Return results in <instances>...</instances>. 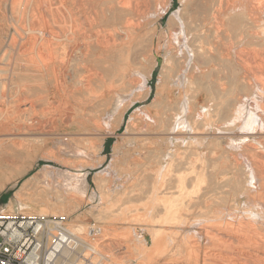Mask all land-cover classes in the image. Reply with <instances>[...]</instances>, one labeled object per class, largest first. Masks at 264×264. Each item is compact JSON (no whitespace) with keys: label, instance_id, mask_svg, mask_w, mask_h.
Listing matches in <instances>:
<instances>
[{"label":"bare ground","instance_id":"1","mask_svg":"<svg viewBox=\"0 0 264 264\" xmlns=\"http://www.w3.org/2000/svg\"><path fill=\"white\" fill-rule=\"evenodd\" d=\"M62 1L68 18L63 87L49 80L47 87L65 92L72 80L71 90L86 96L95 111L78 116L60 103L62 111L48 117L37 106L35 73L28 118L25 124L17 120L15 130H23L28 149L40 154L30 157L27 167L19 164L8 172L22 177L38 160L60 169L45 164L26 176L7 211L13 205L30 209L39 200L44 215L98 208V217H92L103 227L68 225L73 234L87 237L62 253L61 264L64 257L69 264H114L100 246L116 237L117 224L125 228L121 234L136 241L130 246L143 264H264V0H177L174 10L172 0ZM159 56L153 96L136 107L152 92L148 82ZM49 58L47 63L38 56L41 65L32 58L31 65L46 73ZM50 67L54 80L58 74ZM116 83L119 89H112ZM4 87L0 82V94ZM109 110L113 116L102 133L100 121ZM87 130L92 137L83 134ZM107 137L115 138L109 159L103 155ZM20 143L0 144V157H20ZM206 146L220 148L221 161L206 160ZM231 151L245 153L248 160L237 161ZM172 187L177 197L163 193ZM51 193L58 201L48 204ZM191 204L199 211L187 218L181 210ZM131 223L151 228L138 235Z\"/></svg>","mask_w":264,"mask_h":264},{"label":"rangeland","instance_id":"2","mask_svg":"<svg viewBox=\"0 0 264 264\" xmlns=\"http://www.w3.org/2000/svg\"><path fill=\"white\" fill-rule=\"evenodd\" d=\"M60 1L59 0H0V82L5 85L2 93L0 94V114H2V117L0 119V144L2 145V147H6V146L12 147L16 144L19 145L20 142H21L20 144H23L22 147L20 148L21 150H23L22 153L19 155L20 157L18 156L13 157L10 155L5 156L7 158L0 157V167H1L0 169V211H3V212L9 211L7 208V205L9 204L10 201L13 200V195L15 191H17L20 188L22 181L26 176L33 174L45 164H50L51 166L60 169V167L53 162L38 160L33 165L32 169L26 175L22 177L14 178L13 177L14 175L9 174L8 172L9 170H11V168H13V166H16V165L18 166L19 164L20 166H22L23 164L24 165L26 164L25 167H27L31 160L30 157H33L35 154L37 155L40 154V151H38L37 148L35 150L28 149L29 146L26 144V141H25V139L27 138L26 133L23 130H15V128H17V123L19 120H22L21 123L25 124V120L28 118L26 117L27 114H29L28 111L30 108V98H29L30 89L28 88L32 86V83H30V81H32V77L35 75V73L37 76L35 80L36 84L35 85L33 84V85L35 89L37 90V94H38L37 106L40 110L42 109L43 112H46L48 117L52 115L54 116L57 113H60L62 111V107L64 104H68L71 107V109L73 108L72 111L76 112V115L78 116L79 115L86 116L87 114L92 116L95 111L94 109L95 105L92 104L93 105L92 106L91 103L88 100H86L87 99L86 96L80 95L79 92L74 91L75 87H74V83L72 82V80H69L70 83L67 80L65 86L68 88L65 92H63L61 89L56 92L52 89V91L50 92V90L47 87L49 83L47 82L48 80L50 82L54 81V83L58 85L60 88L63 87L62 79H60L61 78L60 71L62 69L61 61L63 60L62 55H61V52H62L61 50L64 44L63 36L65 35L67 28H68V18L63 9V6L61 5L63 4V1L62 0ZM177 6H178L177 0H172L171 10H174ZM165 20H166L165 16L162 19H160L159 25H158L159 29L162 28V26L165 23ZM16 50H19V52ZM17 52L20 55H18ZM38 56L43 62L47 61V63L49 62V59H50L49 57H52L51 58L52 61L50 64H48L49 67L47 68L46 73H45V70H43V67L40 69L41 70L40 72H36L35 69L38 66L36 67V65H31V62L33 59L37 62L38 65H41V63L38 62L39 61ZM5 58L7 59L5 60ZM161 62H162V56H159L158 58H156V61H155L156 66L152 73L151 79L148 82L149 86L152 88V92L149 98L143 101L142 103L141 102L136 103L134 106L137 107V106L147 104L151 100L153 96V92H154L156 76H157L159 65L161 64ZM51 64L55 66V69H56L55 71H56V74H58L57 76L58 79L55 78L54 80H52V78L48 74L51 68L50 67ZM247 64L250 67L254 66L253 62H248ZM50 86L52 85L50 84ZM111 87L112 89L117 90L119 89V84L117 83L112 84ZM71 89H74V90H71ZM68 94H71V96ZM69 97L72 99H70ZM74 100H78V101H74ZM81 101H84L82 102V108L78 109V104ZM46 102L50 103V105L45 104ZM60 103L62 107L60 106ZM73 105L75 107H73ZM51 107L53 110L51 109ZM79 110H81L82 112ZM129 111L126 113L125 118H127ZM108 115H110V116H107L108 118L105 117L104 120H101L102 122L100 121V128L102 129V133L104 132V129H105L104 123L108 122L107 120L111 119L110 117L113 116L110 110L108 111ZM88 128L91 129L90 126H88ZM59 129L64 132H71V133L76 132V130L74 129H70V128L64 129V128H61V126ZM122 130H123V126L117 131V133H120ZM92 133H93L92 130H89V131L87 130V131H84L83 134H85L86 136L92 137L91 135ZM114 141H115L114 137H107L105 139L103 155L106 156L108 159L111 156L110 150H111V146L113 145ZM237 142H240V141H237ZM55 143L56 141L50 143L49 146L51 147ZM215 148L216 147H213V146L205 147L204 155H205L206 160L208 159L209 161L213 160L217 162L221 161L220 160L221 150L220 148H216V149ZM25 150L26 151L28 150V154L26 153ZM231 153H233L234 155L238 154V156L235 157L233 156V154L229 153V156L232 155L233 157L232 156L230 157L235 158L237 161L240 160L242 161V163H244L247 159L245 157L246 156L245 153H242L243 156L241 155V151L240 152L231 151ZM25 156H27L28 158ZM93 174H94V171H90L88 175L89 189L90 188L92 189L93 187V184H92ZM39 185L41 186L42 183H40ZM201 192L202 191H199L198 196L200 195ZM163 193H169V194H172V196L175 195V197L178 196V190L175 187L163 190ZM51 194L47 197L49 198L48 204L49 202L51 204L52 201L55 203L58 201L57 199H55L56 197L54 196V194H52L53 198H51ZM40 201L41 200H39L38 202ZM38 202H34L30 209H23V208L18 207L17 205H13L12 210L9 213L22 214V215H35V216L41 215V216H49L51 218H57V219L63 218L65 223L68 225L83 223L82 225H86V226H91L93 224L94 225L100 224L99 226H102V227L104 226L102 223L94 221L95 218L93 217H96V216L98 217L99 215L98 210H97L98 208H96V210L95 209L92 210V212L89 211L90 215L93 213L91 216L89 215L87 211L90 208V206H84L82 209L78 210L76 213H73L68 216H65V215L55 216L52 214L44 215L41 213V210L43 209L45 204L41 202H40L41 204L40 203L38 204ZM97 203L98 202L95 201L93 205L95 206L97 205ZM197 206H198L197 204L189 205V208L187 207V209L181 210L182 215L187 218H191L192 216L198 213L199 208H197ZM140 213H142V211H140ZM131 226H135L136 228H138L136 229L138 235H142L141 232L142 230L144 231L145 228L146 229L151 228V226H147L145 224L140 225L138 223H131ZM158 226L159 225H154V228H159ZM168 227L169 226H164L162 228L166 230H170V231L173 229V228H170V227L168 228ZM112 228H113L112 229L113 232L116 230L114 233L115 235L117 234L116 237L118 236L117 237L118 239L115 237L114 239L110 241L111 243L109 244L102 243L100 248L102 247L101 250L103 254H105V256L109 259H111L112 257L111 260L114 261V264L116 263L143 264L142 260H140L139 258L136 259L134 257V255L136 256L138 255V252L132 251L133 249L132 245L136 241H134L133 238H130V237L127 238L126 235H123L125 233V230H124L125 228L123 224L114 225ZM121 232L123 234H121ZM119 235L120 236L122 235L123 237L121 236L119 238ZM81 236L87 237L84 234ZM105 239H109V238L106 237ZM125 239L127 241L129 240L128 241L129 243ZM177 241L181 243L182 239L178 237ZM130 244L132 245L130 246ZM131 254L133 255V257ZM184 255L185 256L187 255L185 254V251L182 253L181 257H184ZM75 261H74V264H80L78 263L79 260H75ZM107 261L108 260L104 261L103 264H110L109 261L108 262ZM62 262L64 264L66 263L69 264L67 261V257H64ZM84 262H86V260H83L81 264H83ZM183 264H186V263H183Z\"/></svg>","mask_w":264,"mask_h":264},{"label":"built area","instance_id":"3","mask_svg":"<svg viewBox=\"0 0 264 264\" xmlns=\"http://www.w3.org/2000/svg\"><path fill=\"white\" fill-rule=\"evenodd\" d=\"M80 236L63 218L0 211V264H61Z\"/></svg>","mask_w":264,"mask_h":264}]
</instances>
